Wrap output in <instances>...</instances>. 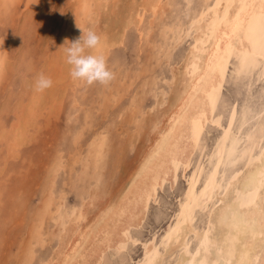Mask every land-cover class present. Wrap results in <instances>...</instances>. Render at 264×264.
Returning a JSON list of instances; mask_svg holds the SVG:
<instances>
[{"label":"bare ground","instance_id":"bare-ground-1","mask_svg":"<svg viewBox=\"0 0 264 264\" xmlns=\"http://www.w3.org/2000/svg\"><path fill=\"white\" fill-rule=\"evenodd\" d=\"M118 1L70 0L64 39L76 40L81 29L100 37L85 51L103 56L114 74L97 86L99 108L109 114L126 102L121 116L135 128L123 141L72 99L9 264H264V0H130L121 12ZM15 2L0 0V90L14 61L2 26ZM109 9L118 24L102 30L97 23ZM118 46L131 58H117ZM18 58L29 67L26 52ZM149 91L154 102L146 107ZM40 96L27 101L30 120ZM2 114L0 140L11 132L22 143L28 118L6 127ZM139 137L143 145L112 191L125 147ZM70 193L75 200L65 204ZM3 216L0 205V248ZM149 223L147 234L136 232Z\"/></svg>","mask_w":264,"mask_h":264},{"label":"rangeland","instance_id":"rangeland-1","mask_svg":"<svg viewBox=\"0 0 264 264\" xmlns=\"http://www.w3.org/2000/svg\"><path fill=\"white\" fill-rule=\"evenodd\" d=\"M129 1L119 0L118 7L114 11L121 12L124 7L126 9ZM69 5L70 0H16L10 16H7V20L4 21L6 23L2 26L8 33L6 38L9 47L7 55H10L14 61L11 62L12 64L8 62L4 87L0 90V111L1 113L3 111L1 117L6 127L19 121L20 118L22 121H27L28 118L27 122L30 125L26 124L27 132H24L25 138L22 143L11 132H8L7 135L9 141L3 138V141L0 140L1 151L6 153L5 158H0V181L4 180L2 186L5 189L4 194L0 197V205L1 213L5 216L3 218L6 222L1 230V237L4 238L5 244L0 248V264H9L7 257L12 256V252L16 251V241L25 234V224L28 222L30 209L39 202L46 166L50 156L54 153L53 149L60 142L59 137L66 128L69 113L72 114V99L77 97L80 103H84L91 111H96L98 118H100L96 122L101 121V126L110 123L113 134L117 137L120 136L119 138L124 139L123 141L135 128L134 123L124 120L121 116L120 109L126 102L123 101V103L114 105L109 114L102 113L99 108L102 106L100 103L101 95L98 92L100 84L87 85L84 82L73 80L69 76L70 67L66 63V55L57 59L59 54H66L65 49L68 47V41L64 38L68 31L65 25L67 26L69 22L66 18L65 9ZM101 20L97 23L98 27L100 25V29L113 28L118 24L117 12L114 14L109 9L102 13ZM134 35L135 31L132 28L129 29L127 37L132 40ZM25 52L31 62L28 68L22 69L19 65L21 60L18 58V54H25ZM114 55L119 59L122 56L131 58L129 51L124 46H118ZM40 74L50 78L52 86L41 92L36 109H33L34 119L30 120L25 106H27L30 96L37 93L32 85L34 76L38 77ZM60 88H64L66 91L64 95H62ZM146 95L148 96L145 99V104L146 107H149L153 105L154 100L151 98L150 91ZM21 98L26 100L24 104L21 102L22 100L20 103L18 102ZM96 99L98 100L96 101ZM48 101L49 103H47ZM162 106L165 107L166 104ZM19 113L26 120L18 117ZM142 145V137H139L136 139L135 145L131 147L128 144L125 147V160L122 159L119 162L117 171L110 179L112 191L117 189L122 182L121 176L125 172L124 169L128 168L131 163L133 164L134 157ZM10 148H16L17 154H10ZM127 163L128 166H126ZM62 186V180H58L57 189L58 187L62 188ZM164 192L167 194L170 192V188L166 186ZM74 200V196L70 193L66 197L65 204ZM152 214L155 215L156 211H152ZM153 227L154 223H149V227L143 226L138 228L136 232L141 235L147 234ZM9 246H15V248L10 251Z\"/></svg>","mask_w":264,"mask_h":264},{"label":"clouds","instance_id":"clouds-1","mask_svg":"<svg viewBox=\"0 0 264 264\" xmlns=\"http://www.w3.org/2000/svg\"><path fill=\"white\" fill-rule=\"evenodd\" d=\"M82 30L79 38L66 48V63L70 65V76L73 80L82 81L88 85L99 83L108 85L114 74L109 70L105 58L92 54H85L86 49H95L100 43V37L94 32L88 31L86 34ZM52 86V80L40 74L35 80V90L42 92Z\"/></svg>","mask_w":264,"mask_h":264}]
</instances>
